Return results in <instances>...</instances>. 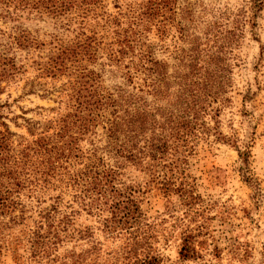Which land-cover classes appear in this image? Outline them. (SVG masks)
<instances>
[{"label": "trees", "instance_id": "16d2710c", "mask_svg": "<svg viewBox=\"0 0 264 264\" xmlns=\"http://www.w3.org/2000/svg\"><path fill=\"white\" fill-rule=\"evenodd\" d=\"M148 2L126 27L107 15L108 43L92 30L80 33L37 64L44 77L69 81L62 88L65 110L32 124L31 140H15L0 112V264H165L159 245L168 238L157 230L160 223L146 219L144 187L130 179L132 170L191 207L198 197L186 171L201 140L216 135L248 165L250 148L219 132L218 119L232 103L238 52L264 0L211 11L189 5L180 12L174 0ZM67 3L71 9L90 5ZM0 8L4 19L18 20L26 11H50V0H0ZM168 14L187 20L173 64L160 57ZM152 29L157 41L148 37ZM40 46L18 25L0 29V110L1 96L24 73L16 50ZM263 60L262 46L256 70ZM256 82L264 89V75ZM198 237L189 229L180 234L182 260L205 261Z\"/></svg>", "mask_w": 264, "mask_h": 264}, {"label": "rangeland", "instance_id": "374dc122", "mask_svg": "<svg viewBox=\"0 0 264 264\" xmlns=\"http://www.w3.org/2000/svg\"><path fill=\"white\" fill-rule=\"evenodd\" d=\"M67 1L50 0V11L45 8L26 11L18 20L4 19L0 8V29L10 32V28L18 25L44 45L36 50H16L15 57L25 66L24 73L17 84H11L1 96V103L5 105L0 110L5 118L3 122L17 135L15 140L20 136L31 140L28 128L37 132L32 124L55 118L60 108L65 110L62 88L69 81L68 77L54 81L44 77L37 66L51 54L53 47L72 41L80 33L91 35V30L108 43L112 35H106L103 29L107 15L126 27L132 13L150 2L87 0L90 5L71 9ZM174 1L176 12H180L189 5L192 9L206 11L224 6H248L249 0ZM83 9L90 10L89 16ZM95 14L97 18L92 17ZM248 14L252 17L250 12ZM164 22L167 27L160 57L173 64L172 55L181 43L179 31L187 20L168 14ZM251 23L254 26H248L247 38L238 52L241 62L233 69L232 103L218 119L219 132L227 137L235 136L240 145L250 148L248 165H243L237 148L217 139L216 135L201 140L186 171L190 176L188 182L198 197L191 207L185 206L177 195L165 196L161 184H148L149 177L140 170H132L130 174V179L144 187L141 200L146 219L160 223L157 230L168 238L167 245L163 240L159 245L165 264H264V89L259 90L256 85V80L263 79L264 66L255 69L260 47H264V10L252 18ZM156 33L152 29L149 39L157 41ZM186 34L193 38L195 31L188 29ZM46 90L52 93L46 95ZM246 176L255 182H246ZM186 229L205 244L202 252L205 261L180 258V234ZM6 264L13 263L8 259Z\"/></svg>", "mask_w": 264, "mask_h": 264}]
</instances>
